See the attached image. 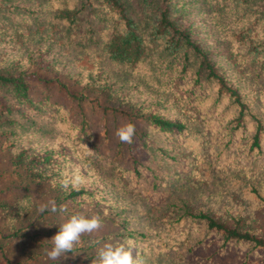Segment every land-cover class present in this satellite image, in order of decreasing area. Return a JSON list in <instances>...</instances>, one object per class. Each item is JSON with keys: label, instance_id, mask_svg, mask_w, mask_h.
<instances>
[{"label": "trees", "instance_id": "trees-1", "mask_svg": "<svg viewBox=\"0 0 264 264\" xmlns=\"http://www.w3.org/2000/svg\"><path fill=\"white\" fill-rule=\"evenodd\" d=\"M0 18L11 39L0 41V135L14 178L49 184L67 208L55 213L104 206L101 223L118 224L126 245L157 243L188 264L209 238L221 255L236 246L263 256L264 239L241 212L193 201L187 185L221 181L252 209L264 207V0H0ZM24 23L36 32L19 45L14 33ZM79 52L96 67L78 66ZM62 77L104 94L103 112L147 125L135 126L129 167L120 164L121 145L113 157L94 149L85 98ZM52 88L75 105L76 119L51 100ZM98 180L103 195L91 187ZM0 257L9 264L1 245Z\"/></svg>", "mask_w": 264, "mask_h": 264}, {"label": "rangeland", "instance_id": "rangeland-1", "mask_svg": "<svg viewBox=\"0 0 264 264\" xmlns=\"http://www.w3.org/2000/svg\"><path fill=\"white\" fill-rule=\"evenodd\" d=\"M7 26L8 24H5L0 18V41L2 42H11L7 32L9 27ZM22 26L24 27L23 30H17L14 33L15 42L19 45L24 41L26 42L36 32L27 23L22 24ZM39 30L42 31L43 28H39ZM56 34L58 33L56 32ZM56 34L55 37H57ZM49 37L54 39V34L51 31ZM74 56L78 66L86 69L96 67V61L86 54L79 52L75 53ZM40 71L45 78L57 75L50 70ZM61 79L72 93L85 98V101L82 102V108L92 133L94 149L99 153L113 157L117 147L121 145L123 156L120 164L126 168L129 167V162H127L129 144L120 142L116 135L117 129L128 122L110 112H103L99 108L98 105L107 104V98L98 89L77 85L70 78L62 77ZM34 84L36 86L34 97L36 99L41 98L43 89L36 83ZM51 93L52 101L70 108L71 116L74 119L78 117L76 107L71 104L69 99L60 95L54 88L51 89ZM135 126L138 130L145 131L147 129L144 122H136ZM141 156L145 158L147 153L141 151ZM12 171L13 166L7 139L0 135V205L8 207L6 210L0 207V245L4 247L9 264H92V261L97 259L99 249L106 244L124 245L126 249L132 251L133 256L145 255L144 264H188L185 262L186 257L180 259L166 252L160 253V248L156 246L157 243L144 245L140 248L135 244H123L116 236L120 231L119 225L111 221L101 223V228L96 232L82 235L71 253H67L58 260H51L47 255V252L53 247L51 238L57 234L60 225L69 216L60 213L47 212L44 214V211L41 212L42 205L54 201L55 194L51 186L45 183L26 184L24 181L14 178L11 175ZM95 173L98 177L105 174L103 172ZM103 183L102 180H98L91 187L92 189H99L103 195V191L107 189ZM187 188L190 190H188V197L193 201L203 202L205 199H209L222 212L238 210L248 222V228L264 239V207L252 209L244 197L234 193L221 181L213 183L194 181L189 183ZM22 201L27 203L22 204ZM102 207L106 212V208L102 205L86 203L80 214L84 215L85 212H88L86 217L99 216ZM139 214L140 209H138L137 215ZM142 223L145 224V221L142 220ZM145 228L147 227L145 226ZM158 228L163 231L159 236V241L166 240L169 234L163 228ZM148 231L151 232L150 228ZM219 246V240L207 239L202 246L194 249L188 255L189 264H264V252L262 257L246 256V250L231 246L225 254L221 255L218 253ZM0 264H6L1 257Z\"/></svg>", "mask_w": 264, "mask_h": 264}, {"label": "clouds", "instance_id": "clouds-1", "mask_svg": "<svg viewBox=\"0 0 264 264\" xmlns=\"http://www.w3.org/2000/svg\"><path fill=\"white\" fill-rule=\"evenodd\" d=\"M136 129L134 124L127 123L117 129L116 135L120 142L131 144L135 136ZM86 146V145H85ZM87 147V146H86ZM90 150V149H89ZM92 151V150H90ZM80 183V177L77 176L72 186L75 187ZM62 188H68L67 180L61 183ZM26 204V201H22ZM50 205V207H49ZM50 210L55 213L57 211L64 213L67 211L66 206H57L54 201L47 205H42L40 211ZM101 219L99 216L86 217L80 213L71 214L68 219L60 225L59 231L52 238L53 247L47 252L51 260H58L67 253H71L74 246L79 243L81 236L91 234L101 228ZM92 264H144L139 256H133L132 251L126 249L124 245L113 246L106 244L99 249L97 259Z\"/></svg>", "mask_w": 264, "mask_h": 264}]
</instances>
